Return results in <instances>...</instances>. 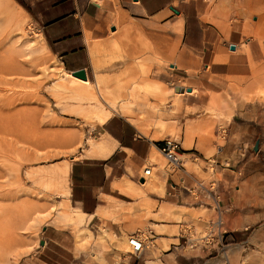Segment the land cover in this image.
Here are the masks:
<instances>
[{
    "label": "rangeland",
    "instance_id": "obj_1",
    "mask_svg": "<svg viewBox=\"0 0 264 264\" xmlns=\"http://www.w3.org/2000/svg\"><path fill=\"white\" fill-rule=\"evenodd\" d=\"M15 1L31 17L19 18L22 28L39 41L38 34L44 35L43 26L53 18L54 8L58 6L65 11L75 1L82 5L90 0ZM108 1L115 10H120L112 21L117 31L108 30L107 39L89 40V45L97 47L95 69L115 63L102 69L112 73L100 71L95 76L91 62L87 63L89 84H83L85 88L62 73L37 79V57H47L49 62L61 59L55 53L56 58L50 56L46 50L32 52L29 47L26 55V51L23 53L15 47L10 39V23L0 11V261L124 264L122 261L127 256L128 264L143 263V258L155 257L151 251L160 246L158 240L135 258L125 254L127 236L137 229L145 233L151 229L156 237L171 232L178 236L181 222L191 224L197 233L203 232L210 220L217 219V212L195 202L186 188L195 187L197 182L208 186L214 181L222 229H227L222 244L211 250H192L185 238L180 237L181 252L198 256L197 264H264V91H259L262 87L264 90V0H142L152 10L167 7L156 21L162 29L167 25V35L178 33L176 26L183 20L189 56L197 61L188 73L183 68L172 70L174 65L168 62L173 56L164 55L166 49L168 52L171 49L162 41L163 30L160 37L157 31L159 42L153 41L139 28L138 20L129 18L134 24H123L120 0H101V3L106 5ZM230 44H238L235 53L228 50ZM48 46L53 52L50 43ZM36 47H41L39 42ZM218 47L223 54L217 55ZM215 58L217 62L226 59V63L216 65ZM234 61L237 70L229 68ZM234 73L241 76H232ZM182 77L184 84L196 89L192 95L184 94L182 102L199 106L181 107L174 113L172 108L177 103H173L171 86L178 81L181 85ZM110 116L113 117L109 125L101 126ZM120 116L153 139L174 138L179 144L186 125L192 122L197 126L192 149L185 151L179 146L178 152L189 153L183 168L172 169L153 149L159 158L155 166L157 176L165 175L166 179L171 176L180 185L183 199L177 204L188 209H183L182 217L174 219L159 218L153 212L130 213L129 209H119L113 217H108L110 234L100 228L98 219L89 223L92 232L85 225L79 227L82 215L66 201L68 166L84 157L106 152L107 142L101 134L109 126L118 134L124 124L130 129L128 137L137 134L145 145H150L147 138L136 132L135 126ZM166 121L174 126L173 130ZM256 140L259 148L254 152ZM144 162L136 171L129 170L128 177L137 182L140 173L144 176L143 167L140 170ZM120 172L119 169L117 173ZM182 173L193 178L192 185L180 181ZM145 190L150 191L149 186ZM206 203L213 205L210 199ZM44 212L46 216L42 217ZM245 221L249 222L246 228L231 227ZM163 222L167 226H160ZM82 228L88 230L82 232ZM105 235L106 249L99 255L97 245L105 242ZM73 245L80 250L78 254ZM227 249L234 253L229 254ZM162 255L160 252L157 259Z\"/></svg>",
    "mask_w": 264,
    "mask_h": 264
},
{
    "label": "crops",
    "instance_id": "obj_2",
    "mask_svg": "<svg viewBox=\"0 0 264 264\" xmlns=\"http://www.w3.org/2000/svg\"><path fill=\"white\" fill-rule=\"evenodd\" d=\"M13 2L17 5L15 6V11L19 12V9H21L20 11H22L21 13L23 14L22 19H31L29 13L19 3H17L15 0H13ZM120 2L123 4L121 5V10L123 11L122 13L125 18L123 20V24H134L129 20V18L138 20L139 22L137 23V25L139 26V28L142 29L147 37L151 38L155 42H159V40L157 39V31L160 32L158 34V37H160L163 30L164 33L162 41H164L165 47L169 48V50L174 49V54H171V50L170 52H168V50L166 49V54L164 55L175 57H172L169 62L166 60V62L172 63V65H174L172 70L183 68L184 71L188 73V69L197 61L195 60V58L189 56V46L185 43L184 40L183 20L180 19L182 22L181 34L173 33L172 35H167V25L164 26V29L157 27L156 25V21L158 19H161L162 13L167 10L166 6L152 10L150 4L143 2L142 0H138L137 2L128 1V3L127 0H120ZM104 4L105 3L103 2L99 4L96 2V0H90L88 2H83L82 5H77V2L75 1V5L65 11L59 10L57 6V9H53V18L48 20L43 26L42 31L44 35L41 32L38 34V40L40 39L39 45L41 47H45L50 56L56 58V54L57 57L61 59L58 60L57 58V62H60L62 64L66 72L70 73L74 70L76 71L82 68L85 70L87 68V63L91 62L92 76H95L96 72L112 73L102 71V69L109 67V65L114 64L115 62H110L109 64L105 65V67L102 66L100 69L94 68V64H96L98 60L96 52L97 47L96 45H89V40L91 41L107 39L110 36L108 30H110L111 33L117 31V26L112 21L115 12L120 13V10H115L114 4L112 2L108 1L106 5ZM164 23L160 24V26H162ZM112 28H114L115 31H112ZM40 35L42 36V38H40ZM167 36H169V39H167ZM47 42L50 43L53 52L50 50ZM234 45L235 50L232 51L233 53H235V51H237L238 49V44ZM217 51V55L223 54L222 50H220V47L217 48ZM243 58L246 60L245 55L243 56ZM215 60L213 61V63H215L216 65H223L226 63V59L224 61L218 62L217 60ZM229 68L235 70L239 69L235 64V61L232 64H229ZM190 75L191 74H189L188 76ZM236 75L241 76V74L239 73H234V75L232 76ZM87 77L89 78V76ZM195 77L193 76L192 79L196 82ZM180 94L181 95L177 99V105L172 108L174 109V113L181 107L186 108L199 106L196 103L184 104L181 97L185 94V92ZM167 110L164 111V114H166L165 112ZM168 111L171 112V110ZM112 117L110 116L103 124H101V126L109 125ZM124 120L126 119L124 118ZM190 120L191 119H189V121ZM126 121L133 127L135 126L128 120ZM166 123L168 128H171L172 130L174 129V126L169 125L168 121H166ZM134 128L136 129V132L138 134L144 136L150 141V145H145L142 142L143 138L137 134H135L134 136H132V134H129L130 136L128 137V132L130 129L124 124H121L120 128V132L122 134H116L114 132V129L109 126L107 128H104V132L101 134V136H105V140L107 142V144H105L106 152L99 156L84 157L82 158V160L75 161L68 166L67 174L69 173V190L66 201L73 209L78 210L81 213L83 222L79 224V227L81 225H85L91 230V228L89 227V223H92L98 219L100 220V228L103 227L106 233L110 234L109 231L111 228V224L108 220V217H113L119 209H129L130 213H141L142 211H146V213L152 214L151 212H153V216H157L159 218L162 217L165 219L182 217L183 209H188L187 206H181V204H177L183 199V195L181 192L182 190L180 185L175 183L171 176H169L168 179H166L165 175H159L160 177H158L155 172L157 169L155 167L157 166L156 164H153L154 166H152L151 171L155 174L157 180H155L150 175L145 174V168L148 167L147 164H152L148 161L149 154L152 153L153 149H156V147L160 146L161 143H159V141L163 139H153L148 133L138 130L136 126ZM195 131L197 133V126L192 122L188 123L182 130L181 147L185 151L191 150L194 146V144L192 145V141L193 138H195ZM155 142L158 143L155 144ZM180 153L184 158V164L188 158L189 153ZM143 161L145 162L140 166V170L143 167L144 176H142V174L140 173V175L137 176L136 182L128 177V171H136L137 166H139V164ZM181 166L177 169L181 168ZM119 169L121 170V172L117 173ZM141 178L144 179L143 183L139 181ZM179 179L181 182H183V184L187 186L192 185L193 178L184 173L179 175ZM125 180H128L129 184L125 183ZM149 180L151 181L150 185ZM146 186H149L150 191L145 190ZM149 193L158 195V198L152 195L150 196ZM129 197L133 200L129 199ZM167 197L169 198V201H167ZM161 198H164L165 200H162ZM190 209L196 208L191 207ZM153 220L155 222L157 221L155 219ZM245 222H236L235 224H232L231 227H237L238 224L239 227L242 226L243 228H246L249 222ZM163 223L164 224H160V226H167V222ZM154 225L159 226V224L155 223ZM84 230L88 229H81L82 232ZM226 231L227 229L225 228V232ZM178 236L173 232H171L170 235L162 234L158 237L152 236L154 238L152 246H154V242L156 240H158L160 245L159 247H156L155 250L151 251L156 258H143V263L134 262L133 264H197L199 262L198 256L183 254L181 252V236ZM107 239L108 237L107 235H105V242L103 244L97 245V251L99 252V255H102V253L105 251ZM59 245L61 246V244ZM73 248L76 254L80 252V250L75 249L74 245ZM191 249L195 250V248ZM67 250L71 252V249ZM160 252H162L163 255L161 258L157 259V256ZM92 254L95 253L92 252ZM125 254L127 253L125 252ZM93 257H95V255ZM126 259L127 256L123 259L122 263L128 264Z\"/></svg>",
    "mask_w": 264,
    "mask_h": 264
},
{
    "label": "bare ground",
    "instance_id": "obj_3",
    "mask_svg": "<svg viewBox=\"0 0 264 264\" xmlns=\"http://www.w3.org/2000/svg\"><path fill=\"white\" fill-rule=\"evenodd\" d=\"M96 2L97 3H101V1L100 0H96ZM15 6H17L16 4H14V2H13V0H0V11L1 12H3L4 14H5V16H6V19H7V21L10 23V26H11V28H10V33H12L10 36V39L14 42V44H15V47H17V48H19V49H21V51L23 52V53H25V51L27 52L26 53V55H28L29 54V52L27 51V48L29 47V48H31V51L32 52H41L42 50H46L45 49V47H36V44L39 42V41H36L35 39H33V38H31V37H29L26 33H25V31H24V29L22 28V23H20V20H22V16H23V14L21 13L22 11H20L21 9H19V12L18 11H15ZM13 9H14V15L16 16H14L13 15ZM19 18H20V20H19ZM6 21V20H5ZM7 23V22H6ZM8 24V23H7ZM262 25V24H261ZM176 29L178 30V33L180 34L181 33V30H182V22H179L178 23V25H177V27H176ZM9 34V33H8ZM40 38H42V36L40 35ZM40 40V39H39ZM231 45H233L234 46V49L233 50H231L230 49V47H229V50H231V51H234L235 50V45L234 44H231ZM230 46V45H229ZM263 48H264V46H262ZM247 51L249 52V47H247ZM250 53V52H249ZM49 54V53H48ZM46 57V56H45ZM53 57V56H52ZM49 58V57H48ZM51 59V58H50ZM53 60H55V59H53ZM34 61H35V58H34ZM56 62V63H55ZM50 61L49 62V59H47V57H46V59H44V57L43 58H41V57H37V61H36V63H37V65H36V68L38 67V69H37V73H36V75L35 76H37V79H39V78H47L48 76H50V75H57V74H66V76H68L69 78H71V80H72V82H74V83H76V85L77 84H79L78 86H80V85H86V84H89V81H86V79H87V75H86V78H80V77H78V76H76V75H74L72 72V75H71V73H69V72H66L65 70H64V68H63V66H62V64L60 63V62H57V61ZM35 63V62H34ZM84 70V69H83ZM85 71V70H84ZM25 77V76H24ZM40 79V80H41ZM48 79V78H47ZM183 79H184V77H182L181 78V85H179V82L180 81H178V83H176L174 86H171L172 87V91H173V93H174V96H173V98H172V100H173V103L175 104V103H177L178 101H177V99L179 98V96L181 95L180 93H184L185 92V94H188V95H191V94H193V93H195L196 92V89L194 88V87H191L190 85L188 86V85H186V84H184L183 83ZM85 80V81H84ZM38 83V82H37ZM102 83H103V81H102ZM173 83V82H172ZM61 84V83H60ZM58 85V84H57ZM83 85V86H84ZM175 86H178V87H182L183 88V91H177L176 89H175ZM86 86H84V88H85ZM259 87H262V86H259ZM149 88V87H148ZM189 88V91L187 90ZM263 88V87H262ZM261 88V90L259 89V91H264L263 89ZM91 91V90H90ZM93 91V90H92ZM264 93V92H263ZM93 95V94H92ZM94 96V95H93ZM153 106H155V105H153ZM156 109V108H155ZM106 118V117H105ZM109 118V117H108ZM107 119V118H106ZM103 121V120H102ZM106 121V120H105ZM156 129V128H155ZM165 139H167V138H165ZM173 140H175L176 142H177V140L176 139H174V138H172ZM164 140V139H163ZM181 144V143H180ZM161 147H162V142H161V144H160V146L159 147H156V150H157V152L162 156V158H164L167 162H168V164H169V166L170 167H172V169L174 168V169H177L178 167H180L181 165H183V162H184V158L182 157V154L180 153V152H178L177 153V156H178V158L182 161V163H178V162H174L172 159H170L169 157H167L163 152H162V150H161ZM158 153H155V152H153L152 151V153L151 154H149V156H148V161L149 162H151L152 164H156V165H158L159 164V158L157 157V154ZM160 156V157H161ZM196 159V158H195ZM182 167V166H181ZM149 175L151 176V177H153L155 180H157L156 179V176H155V174L152 172V171H150V173H149ZM141 183H143L144 182V179L142 178V181L141 180H139ZM125 183H128L129 184V181L128 180H125ZM160 186V185H159ZM163 187V186H162ZM162 191V190H161ZM160 192V191H159ZM157 193V192H156ZM213 194H216V192H215V189H214V191H213ZM41 216L42 217H45L46 216V212H44V213H42L41 214ZM242 223V222H241ZM187 225V224H186ZM189 225H191V224H189ZM189 225H187V227H189ZM29 226V225H28ZM27 226V227H28ZM191 227H192V225H191ZM237 227H239V225L237 224ZM193 229H194V227H193ZM137 230H140V229H137ZM225 230V229H224ZM140 231H142V230H140ZM135 232V231H134ZM195 232V231H194ZM142 233H145V232H143L142 231ZM80 234V233H79ZM132 234V233H131ZM128 235L127 236V238H126V245H127V248H128V244H129V239H130V237L132 236V235ZM145 234H147V233H145ZM253 235H256V233H254ZM195 236H196V234H195ZM196 238V237H195ZM253 239V238H252ZM255 239V238H254ZM253 239V240H254ZM190 240H193V232H191L190 233ZM194 241V240H193ZM153 244V243H152ZM152 246V245H151ZM188 247L189 248H191V246L190 245H188ZM149 248H150V246H149ZM193 248H197V246H195V247H193ZM199 248H201V246H199ZM148 249V248H147ZM127 251V250H126ZM227 252L229 253V254H233L234 252L232 251V249H227ZM127 253V252H126ZM129 256H133V255H131V254H129V253H127ZM142 254V253H141ZM140 254V255H141ZM135 257V256H134ZM8 261V260H7ZM0 264H10V263H7L6 261H0Z\"/></svg>",
    "mask_w": 264,
    "mask_h": 264
},
{
    "label": "built area",
    "instance_id": "obj_4",
    "mask_svg": "<svg viewBox=\"0 0 264 264\" xmlns=\"http://www.w3.org/2000/svg\"><path fill=\"white\" fill-rule=\"evenodd\" d=\"M179 146L180 144L175 140L165 139L162 142L161 150L167 157L180 164L182 163V161L177 156ZM152 166L154 165L149 164L148 167L145 168L146 175H149ZM215 186V182L210 181L208 186L203 185L202 182H197L195 187L187 188L188 193L192 196L195 202L206 204L209 207H212L217 212V219L215 221L210 220L209 225L203 232H194L195 230L191 227V225L187 227L186 222L179 223V236L184 237L186 240V244L188 243L191 248L195 246L199 248V246H201L202 250H211L216 248L219 244H222L225 230L222 229V213L218 204L219 194H213ZM208 199L211 200L213 205H210V203H206ZM191 232H193L194 241L190 240ZM131 235L132 236L128 241L129 244L126 252L135 256V258H139L140 254L152 245L154 239L152 236H154V233L151 229L147 231V234L142 233V231L140 230H136Z\"/></svg>",
    "mask_w": 264,
    "mask_h": 264
},
{
    "label": "water",
    "instance_id": "obj_5",
    "mask_svg": "<svg viewBox=\"0 0 264 264\" xmlns=\"http://www.w3.org/2000/svg\"><path fill=\"white\" fill-rule=\"evenodd\" d=\"M134 1H137V0H134ZM112 30H114V28H112ZM229 47H230L231 50L234 49V46L231 45V44H230ZM72 73H73L74 75L80 77V78H86V73H85V71L83 70V68L80 69V70L73 71ZM175 89H176L177 91H183V88H182V87L175 86ZM187 90L189 91V88H188ZM258 148H259V140H256L255 143H254V145H253V147H252V150H253L254 152H257ZM140 180L142 181V178H141Z\"/></svg>",
    "mask_w": 264,
    "mask_h": 264
}]
</instances>
